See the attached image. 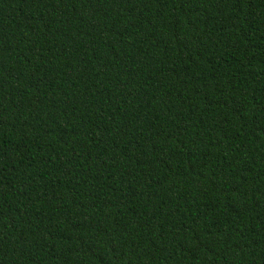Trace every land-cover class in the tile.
<instances>
[{
	"label": "trees",
	"instance_id": "trees-1",
	"mask_svg": "<svg viewBox=\"0 0 264 264\" xmlns=\"http://www.w3.org/2000/svg\"><path fill=\"white\" fill-rule=\"evenodd\" d=\"M0 264H264V0H0Z\"/></svg>",
	"mask_w": 264,
	"mask_h": 264
}]
</instances>
